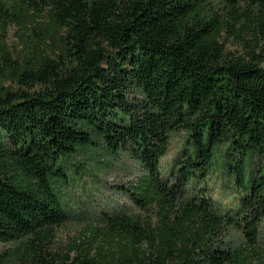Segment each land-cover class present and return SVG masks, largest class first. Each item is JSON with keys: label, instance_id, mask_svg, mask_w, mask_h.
<instances>
[{"label": "trees", "instance_id": "trees-1", "mask_svg": "<svg viewBox=\"0 0 264 264\" xmlns=\"http://www.w3.org/2000/svg\"><path fill=\"white\" fill-rule=\"evenodd\" d=\"M3 3L1 32L16 21L41 31L17 58L0 52V242L21 245L0 264H264V0ZM240 12L248 51L234 55L224 35ZM7 72L15 87L1 83ZM180 131L187 151L169 184L161 159ZM96 145L145 169L139 211L105 214L80 244L53 251L70 218L56 182ZM222 145L247 191L237 208L187 196Z\"/></svg>", "mask_w": 264, "mask_h": 264}, {"label": "rangeland", "instance_id": "rangeland-1", "mask_svg": "<svg viewBox=\"0 0 264 264\" xmlns=\"http://www.w3.org/2000/svg\"><path fill=\"white\" fill-rule=\"evenodd\" d=\"M11 0H0L10 3ZM221 12H225L221 10ZM240 20L230 25L225 32V46L228 52L239 55L248 51V43L237 36V32L248 22L240 12ZM33 27L31 23L27 22ZM235 25V27H234ZM41 29L27 28L21 22L10 23L5 32L0 31V52H12L14 58L25 53L26 43L38 42ZM250 39V36L247 35ZM250 41V40H249ZM53 45L52 40L47 41ZM0 62L2 60L0 58ZM1 83L15 87L16 81L6 73ZM187 134L184 131L174 133L168 153L161 159V171L167 183L175 180L177 166L184 159L187 151L185 145ZM95 149H87L71 156L64 165L66 176L57 181V192L70 214V218L54 231L51 241L53 251H66L75 244H80L83 237L90 236L92 226H100L105 214L113 212H138L139 208L132 197L137 178L145 174V169L122 149L107 151L103 146L96 145ZM232 155L226 154V147L220 146L214 161V166L205 178L191 181L187 186V196L191 197L202 190L211 196L222 208H237L246 190L236 185L229 170ZM259 161L252 159L249 170L256 169ZM240 242V239H236ZM261 243L264 246V222L261 227ZM20 242H0V261H15L20 253ZM74 254V253H72Z\"/></svg>", "mask_w": 264, "mask_h": 264}]
</instances>
